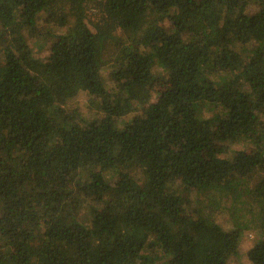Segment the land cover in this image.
Segmentation results:
<instances>
[{"label": "trees", "instance_id": "16d2710c", "mask_svg": "<svg viewBox=\"0 0 264 264\" xmlns=\"http://www.w3.org/2000/svg\"><path fill=\"white\" fill-rule=\"evenodd\" d=\"M224 220L264 264V0H0V264H230Z\"/></svg>", "mask_w": 264, "mask_h": 264}, {"label": "rangeland", "instance_id": "374dc122", "mask_svg": "<svg viewBox=\"0 0 264 264\" xmlns=\"http://www.w3.org/2000/svg\"><path fill=\"white\" fill-rule=\"evenodd\" d=\"M90 12L95 13V11H93L92 8ZM90 16L92 17L93 15ZM44 42L45 40L43 38L38 37L37 39H32L31 48L33 52L38 54H43L44 53L43 45L45 44ZM63 106L68 111H71L73 109H77V110L79 109L82 112H84L85 115H92V113L94 112V108L90 102V96L82 91H79L70 98H68V100L63 104ZM125 118L128 119L129 116H125ZM243 147L246 148L247 150L250 149L249 145H244ZM221 223L228 231L229 234L228 237L234 239H236L237 237L240 246L238 255L232 259L230 264H252V262L248 258L247 251L255 242V240L258 238L257 231L251 228L232 231L231 230L232 225L230 221L224 220L221 221Z\"/></svg>", "mask_w": 264, "mask_h": 264}]
</instances>
